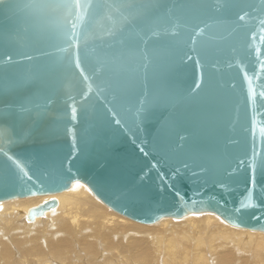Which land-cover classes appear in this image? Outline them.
Segmentation results:
<instances>
[{"label":"water","instance_id":"1","mask_svg":"<svg viewBox=\"0 0 264 264\" xmlns=\"http://www.w3.org/2000/svg\"><path fill=\"white\" fill-rule=\"evenodd\" d=\"M77 182L264 231V0H0V201Z\"/></svg>","mask_w":264,"mask_h":264},{"label":"bare ground","instance_id":"2","mask_svg":"<svg viewBox=\"0 0 264 264\" xmlns=\"http://www.w3.org/2000/svg\"><path fill=\"white\" fill-rule=\"evenodd\" d=\"M52 199L56 206L30 214ZM0 264H264V231L210 212L140 223L77 182L0 201Z\"/></svg>","mask_w":264,"mask_h":264},{"label":"rangeland","instance_id":"3","mask_svg":"<svg viewBox=\"0 0 264 264\" xmlns=\"http://www.w3.org/2000/svg\"><path fill=\"white\" fill-rule=\"evenodd\" d=\"M219 217V216H218Z\"/></svg>","mask_w":264,"mask_h":264}]
</instances>
